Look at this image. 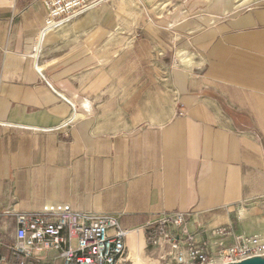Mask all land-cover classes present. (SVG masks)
Listing matches in <instances>:
<instances>
[{
  "label": "crops",
  "instance_id": "crops-1",
  "mask_svg": "<svg viewBox=\"0 0 264 264\" xmlns=\"http://www.w3.org/2000/svg\"><path fill=\"white\" fill-rule=\"evenodd\" d=\"M46 15L0 0V238L14 242L18 214L67 204L128 229L190 214L212 254L264 239V0H112L36 56ZM127 246L156 255L144 236Z\"/></svg>",
  "mask_w": 264,
  "mask_h": 264
},
{
  "label": "built area",
  "instance_id": "built-area-1",
  "mask_svg": "<svg viewBox=\"0 0 264 264\" xmlns=\"http://www.w3.org/2000/svg\"><path fill=\"white\" fill-rule=\"evenodd\" d=\"M111 1L41 0L47 15L36 40L35 55L40 53L46 36L66 27L75 16ZM190 222V214L170 213L143 227L128 229L112 214L79 212L67 204H50L38 212L16 216L14 242L0 238V264H11L8 252L23 256L17 264H50L48 258L34 255L42 250L58 252L62 264H234L264 257V239L259 236L242 238L233 247H225L219 240L218 252L212 254L208 244L196 238L203 226L195 222L196 231L191 232ZM228 232L219 228L212 236L225 239ZM135 235L144 236L146 246L156 255L145 257L129 250L128 239Z\"/></svg>",
  "mask_w": 264,
  "mask_h": 264
},
{
  "label": "rangeland",
  "instance_id": "rangeland-1",
  "mask_svg": "<svg viewBox=\"0 0 264 264\" xmlns=\"http://www.w3.org/2000/svg\"><path fill=\"white\" fill-rule=\"evenodd\" d=\"M232 1V3H233V6L235 7V8H237V9H240V8H244V7H247V6H249V5H253V4H255V3H258V2H261V1H263V0H250L248 3H246L245 5H243V6H241V7H237V3H236V0H231ZM136 9H138L137 7H136ZM184 56V57H189L188 58V61H191V62H193V59H192V57H191V55H189L187 52H183V51H181L180 53H179V56H180V58H181V56ZM183 56H182V58H183ZM182 58H181V60H182ZM182 62H184L183 60H182ZM13 242V241H12ZM48 254V252L47 251H45V250H42V251H35L34 252V255L36 256V257H41V256H46ZM55 253H50V255L51 256H53Z\"/></svg>",
  "mask_w": 264,
  "mask_h": 264
},
{
  "label": "water",
  "instance_id": "water-1",
  "mask_svg": "<svg viewBox=\"0 0 264 264\" xmlns=\"http://www.w3.org/2000/svg\"><path fill=\"white\" fill-rule=\"evenodd\" d=\"M234 264H264V257H255L239 263Z\"/></svg>",
  "mask_w": 264,
  "mask_h": 264
},
{
  "label": "bare ground",
  "instance_id": "bare-ground-1",
  "mask_svg": "<svg viewBox=\"0 0 264 264\" xmlns=\"http://www.w3.org/2000/svg\"><path fill=\"white\" fill-rule=\"evenodd\" d=\"M250 0H236V3H237V7H241L243 5H245L246 3H248ZM183 56V55H182ZM181 56V58H182ZM188 58L189 57H184L182 58V60L184 61L183 63L186 65V66H189V65H192V62L191 61H188Z\"/></svg>",
  "mask_w": 264,
  "mask_h": 264
}]
</instances>
